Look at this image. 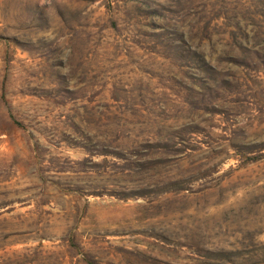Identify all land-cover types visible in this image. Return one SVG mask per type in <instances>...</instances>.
Masks as SVG:
<instances>
[{
    "label": "rangeland",
    "instance_id": "obj_1",
    "mask_svg": "<svg viewBox=\"0 0 264 264\" xmlns=\"http://www.w3.org/2000/svg\"><path fill=\"white\" fill-rule=\"evenodd\" d=\"M0 264H264V0H0Z\"/></svg>",
    "mask_w": 264,
    "mask_h": 264
}]
</instances>
